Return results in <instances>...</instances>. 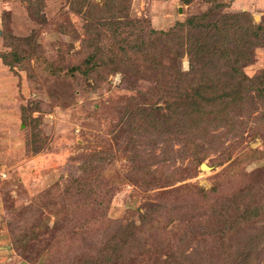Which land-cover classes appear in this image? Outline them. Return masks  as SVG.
I'll use <instances>...</instances> for the list:
<instances>
[{
    "label": "rangeland",
    "instance_id": "1",
    "mask_svg": "<svg viewBox=\"0 0 264 264\" xmlns=\"http://www.w3.org/2000/svg\"><path fill=\"white\" fill-rule=\"evenodd\" d=\"M114 1L121 7L112 10ZM90 3L98 9L81 0H0V264H264V217L248 228L228 230L222 219L198 227L206 218L191 202L224 172L235 188L264 192L263 102H244L240 115L229 109L231 126L222 119L182 136L160 116L158 87L167 82L145 63L139 71L119 63L112 37L101 33L128 25L129 3L130 15L155 30L219 4L220 14L261 26L235 69L264 87V0ZM95 27L104 63L90 70ZM102 41L112 44L110 57ZM188 68L184 55L181 71ZM136 109L145 116L130 120Z\"/></svg>",
    "mask_w": 264,
    "mask_h": 264
},
{
    "label": "trees",
    "instance_id": "2",
    "mask_svg": "<svg viewBox=\"0 0 264 264\" xmlns=\"http://www.w3.org/2000/svg\"><path fill=\"white\" fill-rule=\"evenodd\" d=\"M81 1L87 2L88 10L98 9V4L90 3V0ZM109 6L112 10L116 6L121 7L115 1ZM129 9L130 3L127 26L116 21L105 30L101 29V33H109L112 37L113 47L117 52L113 55L119 63L128 60V68L132 67L137 71L145 63V67L149 68L145 72H153L163 82H167L168 85L158 87L159 96L164 103L163 108L166 110L160 114L165 125L173 127L174 123L186 132L185 135H180L193 134L194 138L206 133L215 121L223 119L225 125H233L234 117H228V110H236L240 115V105L256 99L263 102L260 115L264 117V87H254L251 79L247 76L240 78L235 69V65L246 56L245 50H242L244 42L248 44L249 38L256 36L253 28H261L260 25L254 26L244 14H220L222 6L215 4L200 15L189 16L185 21H176L167 30H155L145 18L131 16ZM87 13L89 19H92L88 11ZM125 26L127 31L123 34L127 35L120 38ZM95 29L98 34L89 41L94 45V50L85 59L90 70L93 66H102L104 63L102 47L97 46L101 33L98 27ZM124 41L128 42L125 47L122 45ZM103 43H106L105 52L110 57L112 44L102 41ZM184 55L188 58L187 71H181ZM253 91L255 93L251 94ZM210 114L214 117H210ZM142 115L145 116L138 109L131 110L129 119ZM145 118L147 121L153 120L150 114ZM135 131L138 132L137 129ZM228 175V172L216 174L210 189L197 190L195 197H191V202L195 200L194 210L206 218L194 222L198 227H202L206 221L211 223V219L219 223L222 219L224 228L228 230L248 228L256 219L264 217L262 188L257 189L253 184L235 188L233 181L229 183ZM113 237L115 240V235ZM133 240L135 237L130 234L128 247L136 253L140 248L135 246ZM143 253L147 254V251Z\"/></svg>",
    "mask_w": 264,
    "mask_h": 264
},
{
    "label": "water",
    "instance_id": "3",
    "mask_svg": "<svg viewBox=\"0 0 264 264\" xmlns=\"http://www.w3.org/2000/svg\"><path fill=\"white\" fill-rule=\"evenodd\" d=\"M204 166H205V167H204ZM201 168H207V167H206V165H205V164H202V165H201Z\"/></svg>",
    "mask_w": 264,
    "mask_h": 264
},
{
    "label": "bare ground",
    "instance_id": "4",
    "mask_svg": "<svg viewBox=\"0 0 264 264\" xmlns=\"http://www.w3.org/2000/svg\"><path fill=\"white\" fill-rule=\"evenodd\" d=\"M205 167V166H204Z\"/></svg>",
    "mask_w": 264,
    "mask_h": 264
}]
</instances>
